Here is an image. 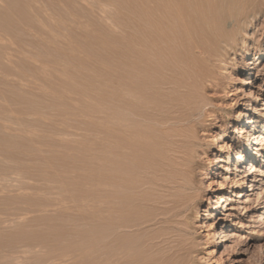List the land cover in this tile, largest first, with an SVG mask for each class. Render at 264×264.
Wrapping results in <instances>:
<instances>
[{
	"label": "bare ground",
	"instance_id": "1",
	"mask_svg": "<svg viewBox=\"0 0 264 264\" xmlns=\"http://www.w3.org/2000/svg\"><path fill=\"white\" fill-rule=\"evenodd\" d=\"M152 1L154 2L150 5L145 2L148 5L146 6L148 10H141L139 2L135 1L132 4L134 9L131 7L133 10L128 6V10L122 8V10L118 9L113 12L116 21L115 24L113 23L115 25V39H111L114 42H110L113 43V46L109 44L113 47L111 68L99 67L102 68L103 77L98 78L102 79L100 107L97 108L99 109L97 112H100L98 117L101 121L98 130H96L99 131V133L96 132L99 135V138L96 137L98 139L96 144L100 152V172H98L100 183H97L101 196L99 200V221L96 229L92 227L95 230V232L92 231L95 233L94 237L90 236L91 238H88L86 234V238L90 239L89 246L90 244L93 245L94 241L92 242V239H95L96 244L94 245H97L98 264H230L226 256L229 253L238 252L236 249L237 245L238 248L240 247L239 238L241 234H248V248H255L257 242L261 239L260 228L264 224V199L260 195L264 185L262 178L264 176V70L257 71L255 76L254 66L251 62H246L244 56H242L250 54L254 42L262 43L264 41V0ZM126 4L128 5V2ZM32 10L29 9V4L25 0H0L1 74L8 66L5 63V59L8 58L6 54L8 53H6L3 40H5L7 34H13V32L15 34L18 29L24 27L22 24L29 25L34 22ZM105 11L109 12L108 9ZM101 12H104V10H101ZM111 12L110 10L106 16L110 15ZM260 18H263V23L253 27L254 22ZM70 20H73V18ZM111 20H113V17ZM27 27L29 28V26ZM40 31L42 30L40 29ZM259 31L261 37L257 38L256 34ZM20 32L22 31L20 30ZM104 33L106 35V32ZM80 42L79 40L78 46ZM84 45L82 49L85 51L86 46ZM13 46L11 47L13 48ZM8 47L10 48V46ZM104 49L102 48V50L107 51L106 48ZM77 53L81 54L83 52ZM74 54L76 55V53ZM239 54L242 59H237ZM105 55L109 56L107 52ZM19 57L21 58V56ZM75 58H73L74 61ZM76 60L78 61V58ZM109 73L111 75L110 79L108 77ZM61 75L59 76L57 73V76L63 79L64 77H61ZM56 79L55 81L53 79L52 82H57ZM83 81L85 80L83 79ZM257 81L259 82L256 84L254 91H251L246 97H240V94L245 95L247 86ZM58 83L62 82L58 80ZM81 83L78 80V85ZM11 85H13V90L20 88L15 83ZM66 89L69 88L66 86ZM17 91H14L15 95H17ZM58 91L60 92V90ZM24 92L26 93V91ZM59 92L56 93L59 94ZM50 93L49 95L52 96ZM3 95L1 93L0 98L4 99ZM31 96L33 98V95ZM40 96L37 95L38 98L42 97ZM98 97L100 96L98 95ZM17 98L14 97V101ZM235 98H241L242 103L239 106L244 108L236 116V129L233 130L234 125L222 129L219 137L212 139V142L218 141L219 144H214L211 147L208 141L210 128L212 126L214 129L219 127L217 122L220 117L224 116L221 113V108L228 102L233 104ZM6 99L8 100V98ZM35 101L38 102L37 100L33 102ZM16 107H14L16 110L19 109ZM27 108L29 107L24 109ZM108 108L111 111H108ZM41 110L42 107L39 111ZM97 112L95 111V113ZM66 113L68 114L67 111ZM6 118V112L0 103V120ZM26 118H28V115ZM8 119L5 120L7 123ZM15 120V126L20 125L22 122L18 118ZM53 120L57 121V119ZM26 124L21 127L27 126V129L29 125ZM49 126H44V128L48 131L47 128H51L55 124L52 123ZM21 127L18 126L17 130L23 129ZM34 127L36 128V126ZM44 128L43 131H45ZM37 129L40 128L37 126ZM5 130L7 129L5 128ZM58 130L62 133L61 129ZM54 132L56 131L54 130ZM54 132L52 130L51 133L55 134ZM232 132H234V136L231 135ZM1 133L3 145H6V147L9 145L10 148L17 151L18 143H20L18 141L19 135L21 134L8 135L4 130ZM68 134L72 133L69 132ZM57 135L61 134L58 133ZM88 136L87 138H89ZM43 137L47 138L46 136ZM51 137L52 135L49 138ZM76 138L73 139L76 140ZM68 140L70 141V138ZM43 141L47 142L45 139ZM212 151H216L218 157L211 162ZM4 153H8V151ZM5 158L7 157L0 158V189L8 182L6 178L8 168L12 174L18 175L19 170L20 172L23 171L21 166V169H19L18 157L14 156L9 161H5ZM220 169L221 171H219ZM15 176L14 181L21 177L24 179L21 174L19 175L20 178H18L19 176L15 178ZM12 177H9V181ZM33 181L31 182L33 183ZM37 181H34V183ZM15 183L19 182L15 181ZM28 183L24 182L26 187ZM11 185L13 186V184ZM19 185L14 184V186ZM28 185L30 186V184ZM33 186L35 187V184ZM43 186L46 187L44 184ZM22 187L24 189L25 186ZM56 193L57 195L54 191L56 196L60 194L57 191ZM15 195L16 200L19 197L21 199L22 194L20 195L17 192ZM5 196H7V193ZM23 198L21 200L24 202ZM47 198L48 202L49 196ZM1 199L2 197H0ZM10 200L7 201L13 202ZM30 201L36 200L28 199V202ZM9 209L15 210L16 208L10 207ZM250 210L252 211L250 212ZM4 211L6 212V210ZM5 212L3 213L6 215ZM1 213L0 204V264H73L74 262L71 263L70 259L64 258L63 252L80 249L85 245L82 246L83 241L82 243H75L74 240H69L68 236L61 235V231L56 236L53 234L55 237L42 232V234L37 232L28 234V232L23 231L22 234L21 232L16 233L15 230H11L12 224L17 229L23 217L15 211V215L18 214L19 217L14 215L16 220L15 217L10 219L9 225L5 221L7 218L3 219ZM11 213L13 214V211ZM11 213L8 212L9 215ZM47 214L46 212L43 215ZM246 214H249L250 218L243 220ZM20 217L21 219L17 220ZM32 220L34 223V219ZM52 220L50 217L49 220L46 219L51 223ZM66 221L69 222L70 220L67 218ZM65 222L64 224H66ZM60 223L61 221L58 222V224ZM62 223L59 226L63 227ZM75 223L77 222L75 221ZM75 223L71 225L74 226ZM38 224L40 226L41 221ZM8 226H11L10 230L7 229ZM25 226L27 228L28 225ZM25 226L22 227L21 224L22 228ZM42 226H45V224H42ZM76 226L82 225L79 223ZM32 228L33 230L29 229L30 232L35 230L34 227ZM92 232H89L88 235ZM36 245L39 247L35 248ZM85 249H87L86 245ZM73 253H76V251L73 250ZM73 253L71 252V254ZM90 253L92 252L90 251ZM65 256L67 257V254ZM75 256L77 257L76 254ZM75 256H71V259ZM91 256L94 257L95 255L92 254ZM77 260L73 259V261L79 263L80 260ZM238 262L244 264L243 261L239 260Z\"/></svg>",
	"mask_w": 264,
	"mask_h": 264
},
{
	"label": "rangeland",
	"instance_id": "2",
	"mask_svg": "<svg viewBox=\"0 0 264 264\" xmlns=\"http://www.w3.org/2000/svg\"><path fill=\"white\" fill-rule=\"evenodd\" d=\"M25 1L29 4V9L30 10L33 9L32 13L34 15V22L29 24V25L22 24V25H24V27L21 25L22 27L20 26L21 28L18 29V32H16L15 34H14V32H13V34H7L4 38L5 40H3V43H4L5 48H6V53H8V54H6V56L8 58L5 59V61H6L5 63L9 67L7 66L6 69L4 71H2V74L0 73V89L2 90L1 93H2V95L4 94L3 96L5 97L4 99L6 100L5 101L3 98H0V101H1L0 103H1V106L4 108L6 115H7V118L5 120H7L8 118L10 120L8 119V123H7V121L1 119L0 120V127H2V129H0V130H1V132H2V130H4V132H6L8 135H10V134L11 135L12 134L17 135V133H18V134H21L22 136L19 135L20 138L18 141H20V143H18L19 144L18 150L15 151L12 148H10L9 145L7 147H6V145H3V142H2L3 139L1 137L2 133L0 132V137H1L0 138V151L2 150V152H0V158L7 157L8 159L5 158V161H9L14 156L19 158L21 155H23L19 158V169H21V167H22L23 169H21V170H23V171L20 172V170H19V173L17 175V174L10 173L9 168L7 169V177L6 178L8 179L7 181L9 183L7 182L8 185L6 183V185H5L6 189H5V186H3L2 189H0V194H1L0 197H2V199L4 198L3 200L2 199L0 200V204H1V208H2L1 215H2L3 219L7 218L5 220V221H7V224H9L8 222L11 221L10 219H13L15 216H18V214L21 217H23L22 219H21V217L17 219V220L21 219V223H20V225L18 224V227H17L18 230L16 229V226L13 224H12V229H11V226L7 227L8 230H10V229L15 230L16 233L21 232V234H22L23 232H28V234H30V233L37 232L38 234H42V233L43 234H51L52 237H55L61 231V235L64 234L65 237L68 236L67 238L71 241L74 240L73 242H75V243H82V241H83L84 243H82V246L85 244L87 249H85V245H84V247H82L80 249H72L70 251L67 250V251H65L66 253L63 252L65 255L67 254V257L64 254H62V255L64 256L65 259H70L71 263L72 262L76 263L75 261L77 259H79V255L81 254L80 259H79L80 262L76 263V264H91V263L98 261V258H97L98 252L96 250L97 245H94V244H96L95 239H92V242L94 241L93 245L90 244V246H89L88 243H89L90 239H88V238L94 237V235H95L94 229H96V227H97L96 225L98 224V221H99V204H100L99 200L101 198L100 191H99L100 189H99V186L97 184L99 182V179H100V177H99L100 174H98V172H100V152H99L98 145L96 144V143H98V139H96V137L99 138V135L96 133V132L99 133V131H96V130H98L97 128H99V124L101 121L100 117H98V116H100V112H97V111H99V109H97V108L100 107V100H101L100 90H101V86H102V83H101L102 79H98V78L103 77V74L101 71L102 68H99V67H104V68L109 67V69L111 68V60L113 57V47H111V46H113V43H110V42H112L115 39V33H114L115 25L114 24L116 21L114 19V13L113 12L117 11L118 9L122 10V8H124V10H128V6H130V8H131L132 4L135 1L139 2L141 10H148V7H146L148 5H146V3L148 2L150 5L154 1H152V0H128V1L127 0L126 1H123V0H118V1L117 0H52V1L51 0H32V1L31 0H25ZM35 1H36V3H35ZM46 1H48V2H46ZM122 1H123V3H122ZM127 2H128V5L126 4ZM42 7H44V8H42ZM71 7L73 10L71 9ZM115 7H116V9H115ZM150 7H149V9H150ZM74 8H75V10H74ZM125 8H127V9H125ZM132 8L134 9V7H132ZM39 9H41V10H39ZM107 9L109 10V12H110V10L112 11L110 14L112 16H110L109 14H108L109 16L108 15L106 16V14L109 13L108 11L107 12L105 11ZM37 10H39V11H37ZM47 10H48V12H47ZM64 10H66V11L64 12ZM99 10H100V12H99ZM101 10L102 11L104 10V12H101ZM156 10H159V9H156ZM93 11H95V12L93 13ZM88 12H90V13H88ZM86 13L90 17L85 15ZM93 14H94V17H96V16L97 17L94 18ZM66 16H68V17H66ZM100 17L102 18V20H100L101 19ZM107 17H110V18H107ZM112 17H113V20H111ZM72 18H73V20H70ZM75 18H77V19H75ZM93 18H94V20H93ZM64 19L66 20V22ZM69 22H71V23H69ZM56 23H58V24H56ZM61 23H63V24H61ZM95 23H99V24H95ZM261 23H263V18L256 20L253 24V27H255L256 25H260ZM33 24H35V25H33ZM104 24L106 27L104 26ZM27 26H29V28ZM60 27H61V29H60ZM40 29L42 31H40ZM250 29H252V28H250ZM20 30L22 32H20ZM24 32H26V33L24 34ZM104 32H106V35H104L105 34ZM258 33L256 34V37L260 38L261 37L260 31ZM16 34H18V36H16ZM52 34H54L55 36ZM58 34H59V37H58ZM66 34H67V36H66ZM14 35H15V37H14ZM258 35H259V37H258ZM80 36H81V38H79ZM22 37H24V38L22 39ZM15 38L16 39L18 38V40L20 38V40L16 41ZM111 39H113V40H111ZM7 40H8V42H7ZM14 40H15V42H14ZM73 40H75L76 42ZM79 40L81 42L78 46ZM20 41H22L23 43H21ZM9 42H11V43H9ZM57 42H58V44H56ZM15 44H17V45H15ZM21 44H22V46H20ZM31 44H32V46H31ZM67 44H68V46H67ZM83 45L86 46L85 47L86 52L84 51V49H82ZM8 46H10V48ZM11 46H13L14 50ZM252 46L250 49V54L247 56H245V55H242V56H244V59L246 62L252 63V66H254V75H255L257 71L261 72L264 70V41L262 43L254 42ZM102 48L103 49L106 48L107 51H104L105 49L102 50ZM110 49L112 50V52ZM108 50H109V52H108ZM69 52H70V55H69ZM77 52H83V53L80 54ZM106 52L108 53V55L110 52L111 53L109 56H106L107 54L104 56V54ZM74 53H76V55L80 54V55H78L79 57L76 56ZM65 55H66V57H65ZM19 56H21V58H23V59H21ZM110 56H111V58H109ZM242 56L239 54L237 59H242L241 58ZM74 57H76L75 58L76 62L73 59ZM101 57H103V58L99 59ZM77 58H78L79 62L76 60ZM97 59L100 61H98ZM79 63L81 66L78 65ZM84 64H86V65H84ZM34 65H35V67H33ZM82 65H84V66H82ZM260 68H262V69L260 70ZM55 69H56V71H54ZM55 72H57L59 74V76H60V74H62L61 77H64L63 79H65V80L58 77L57 73H55ZM96 74H98V75H96ZM110 76L111 75L109 73L108 74L109 79H110ZM39 77H40V79H38ZM67 77H70V78H67ZM15 78H17V79H15ZM55 78H57V79L59 78L58 80L62 83H58L57 79H56L57 82H52L53 79L55 81ZM71 78L73 79V81ZM60 79H62V80H60ZM70 79H71V81H69ZM83 79L85 81H83ZM78 80H79V83L82 82L84 84L81 83L78 85ZM66 81H67V83H66ZM258 82L259 81L254 82L253 84L247 86V88L245 89V93H244L245 95L240 94V97L248 96L251 91H254L256 89V84ZM14 83H15V85H17V87H20V88L13 90L12 89L13 85L10 86V84H14ZM18 83H20V84H18ZM74 83H75V85H74ZM85 84H86V87H85ZM25 86H29V87H25ZM51 86H53V87H51ZM54 86H59V87L56 88ZM66 86L69 89H66ZM70 89H72V90L70 91ZM5 90H6V92H5ZM17 90H20V91H17ZM52 90H54V91H52ZM58 90H60V92ZM14 91H17V95L14 94ZM24 91H26V93ZM41 92H43V93H41ZM47 92H48V94H47ZM56 92H59V94ZM96 92H97V94H96ZM1 93H0V96H1ZM49 93L52 96H50ZM31 95H33V98ZM37 95H38V97H39V95H41L42 97L40 96L41 98H38ZM98 95L100 97H98ZM18 96H20V97H18ZM43 96H44V99H43ZM14 97H16V98L18 97V98L14 101ZM34 97H35V99H34ZM96 97L98 100L96 99ZM6 98H8V100ZM18 99L19 100L21 99V101H19ZM31 99H33V100H31ZM34 100H37L38 102L37 103H36V101L33 102ZM234 100L235 101L233 104H229V102H228V103H226L225 106H223L221 108V113L224 116L220 117L219 118L220 121L218 120V122H217L219 127H215V129H214L212 126L210 128V131H209L210 136H209L208 141H209L211 147H213L214 144L215 145L219 144L218 141L212 142V139H217L219 137L222 129H227L230 125H234L233 130L236 129V125H237V123L235 122L236 116L238 115V113L242 112V110H244V108H242V106L241 107L239 106L240 103H242L241 98H238V99L235 98ZM19 103H20V106H19ZM32 103H33V105H32ZM37 104L38 105L41 104V105H39L40 107ZM16 105L19 108L17 110L20 111V113H18V111L14 108V107H16ZM25 106L29 107V108L24 109V108H26ZM41 107H42V110L39 111L41 109ZM13 109H15V110L13 111ZM20 109H22V110L24 109V110L22 111ZM30 109H31L32 114L30 113ZM34 110H35V112H34ZM36 110H37V112L38 111L39 112L37 113ZM109 110H110V108H108V111ZM66 111L68 112V114L66 113ZM95 111L97 113H95ZM21 112H22V114H21ZM38 114H40V115H38ZM27 115H28V118H26ZM14 116H16V117H14ZM30 116H31V118H30ZM12 118H13V121H12ZM17 118L21 119V120H19L20 122L22 121L20 123V125H18L19 128L26 123H27L26 125H29L28 128L26 129L27 126L25 125L26 127H24V128L21 127L23 129L17 130L18 126H15V124H16L15 119H17ZM53 119H57V121L53 120ZM51 120H53V121H51ZM87 120H88V122H87ZM23 121H25V122L23 123ZM224 121H226L225 124H223ZM51 122L53 124H55V126H51L52 125ZM89 122H90V124H89ZM96 122H98V123H96ZM3 123H5V124H3ZM48 123L51 126V128H47L48 129V131H47L46 128H44V126L48 127L49 126ZM10 124L11 125L13 124L12 126H14V127H12ZM33 125L36 126V128ZM37 126L40 129H37ZM41 126H42V128H41ZM5 128L7 130H5ZM34 128H35V130H34ZM43 128L45 131H43ZM58 129H61L62 133ZM21 130H24V131H21ZM40 130L42 132H39ZM50 130H51V132H52V130H53V132L55 130L56 131V132H54L55 134H52L50 132ZM28 131L30 132V134ZM69 132L72 133L73 135L68 134ZM58 133H60L61 135H57ZM46 134H49V135H46ZM24 135H25V137H24ZM51 135H52V137L49 138ZM231 135L234 136V132H232ZM43 136H46L47 138H44ZM87 136L89 138H87ZM67 137L70 138V141L68 140L69 138H67ZM71 137H73V138L77 137V138L75 140L73 138L71 139ZM27 138H28V140H27ZM43 138L47 142L43 141L44 140ZM48 138L50 139V141L48 140ZM52 140H53V142H52ZM59 140L62 142L59 143L60 142ZM71 140H72V142H71ZM73 140H75L77 142H75ZM24 141L26 142L25 144H24ZM55 141L58 144H56ZM21 147L24 150H22ZM5 151L6 152L8 151V153L9 152L10 153L9 154L4 153ZM23 152H25V153L21 154ZM6 154H8V155H6ZM235 154H236V150H235ZM217 155H218V153L216 154V151L211 152V162L214 161V159H216L218 157ZM233 157H234V155H233ZM21 162H22V165H21ZM44 169L49 171V172L45 171ZM38 171H40V172H38ZM219 171H221V169ZM42 173H45V174L42 175ZM47 173H48V175H47ZM20 174H21V176H24V179H23V177L19 176ZM15 175L17 177L19 176L18 178H20V177L22 178V179L20 178L18 180H15L16 182H19V183H15V181L13 179ZM10 176H13V177L9 181ZM16 176H15V178H16ZM27 177H29L28 180H27ZM262 178L264 181V176ZM37 179H38V181H37ZM29 180H30V182H29ZM32 180L37 181V182L34 183V181H33V183H32L31 182ZM22 181H23V183H22ZM24 182L25 183L29 182L28 184H30V186L27 184V187H26V184H24ZM41 182H43V183L40 185ZM50 182L52 183V186H51ZM21 183H22V186L26 187V190H25V187H24V189H22L23 187L21 186ZM53 183H54V185H53ZM11 184H13V186ZM14 184L15 185L20 184L19 186H21L22 188L19 186H14ZM34 184H35V187L33 186ZM43 184L46 187H44ZM42 186L44 187V189H42L43 188ZM53 186H54V188H53ZM33 188H35V189H33ZM51 188H52V191H51ZM263 188H264V185L262 187L261 194H260L261 197L263 196L262 199H264V192H262V191H264ZM17 189H18V191H17ZM53 190L55 191L56 195H57L56 191L60 194H58V196L54 195ZM4 191H6V192H4ZM11 191H13V192H11ZM17 192L20 195L22 194L21 199H22V197H24L23 198L24 202H23V200L19 199L20 197L17 199L18 201L15 199L16 198L15 194H17ZM6 193H7V196H5ZM23 193H25L26 195ZM2 194H3V196H2ZM41 194H43V195H41ZM38 196H41V197L37 198ZM48 196H49V201L47 202ZM25 197H26V200H25ZM52 197L55 198L56 200L53 199ZM9 199H11L10 201H13V202L15 201L14 204H13V202H8ZM28 199L36 200V201L28 202ZM19 200H21V201H19ZM263 206H264V204H263ZM10 207L16 208V209L21 208V209L20 210H16V209L13 210V209H9ZM18 207H20V208H18ZM32 207H34V208H32ZM35 208H38V209H35ZM4 210H6V212ZM26 210H27V212H26ZM28 210L29 211L31 210V211L29 212ZM34 210H35V212H34ZM48 210H50V211L48 212ZM12 211H13V214L11 213ZM15 211L18 212L17 215H15L16 214V213H14ZM251 211L252 210H250V212ZM3 212H5L6 215ZM8 212H9V214L11 213V215H9ZM46 212L48 213L47 214L48 216L43 215V214H46ZM69 214H70V216H69ZM248 215L249 214H246L243 217V220L246 218H250ZM11 216H12V218H11ZM38 216H39V218H37ZM66 216H67L68 220H70L69 222L66 221L67 220ZM25 217H27L29 219H27ZM49 217L51 220L53 219L52 223H51V221L50 222L46 221V219L49 220ZM31 218L34 219V223H33V220ZM35 218L38 219L39 221H41L42 224H45V226H42V224H40V226H39V224H38L39 221L38 220L36 221ZM58 218L61 221V223L63 222L62 223L63 227L59 226V225H61V223L58 224V222H60L58 220ZM95 218H97V219H95ZM55 219H57V220H55ZM63 219H65V220H63ZM15 220H16V217H15ZM75 221L77 223H75ZM53 222L55 225L53 224ZM64 222L66 224H64ZM31 223H33V224H31ZM73 223H75L76 225L80 223L82 226H76V225L72 226L71 224H73ZM21 224H22V227L25 225H28L27 226L28 229L26 228V226L24 228H22ZM36 224L40 228H38L36 226ZM57 224H58V226H57ZM29 225L34 227L35 230L33 232L32 231L30 232L29 229L33 230V228ZM33 225H35L36 227ZM43 227H45V228L43 229ZM13 228H15V229H13ZM23 229L24 230L26 229L27 231L26 230L24 231ZM235 229H239V228H235ZM38 231H40V232H38ZM88 231L89 232L94 231V232H92V233H90V235H88L89 234ZM260 232H261V239L257 242L255 248L254 247L248 248V242H249V240L247 238L248 234H245V233L241 234V236L239 238L240 247L238 248V245H237V249H236L238 252H235L234 254L229 253L226 256V257H228L230 264H240L238 262L239 260L243 261L244 264H247V263L248 264H264V224L260 228ZM67 234H69V235H67ZM86 234H87L88 238H86ZM78 236H79V238H77ZM92 242H90V243H92ZM231 245H233V244H231ZM36 246H35V248L39 247L38 245H36ZM84 249L86 251H89V252H86ZM89 249H91V250H89ZM93 249L96 251H94ZM73 250L76 251V253H73ZM83 250H84V252H83ZM90 251L92 253H90ZM68 252H70V253H68ZM71 252L73 254H71ZM75 254L77 255V257L75 256ZM92 254H94L95 255L94 257H96L97 259L92 257V256H91L92 257L91 258L90 255H92ZM258 254H260V255H258ZM59 255H60V252H59ZM73 255L75 256V258H73L75 261H73V259H71L73 257ZM68 256H70V257H68ZM83 256H84V258H82ZM85 258H87L88 260ZM81 259H82V261H81ZM91 259H93L94 261H92ZM79 260H77V261H79ZM254 262H256V263H254ZM95 264H98V262Z\"/></svg>",
	"mask_w": 264,
	"mask_h": 264
}]
</instances>
